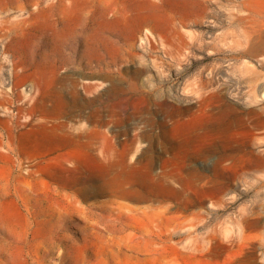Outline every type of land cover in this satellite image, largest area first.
Wrapping results in <instances>:
<instances>
[{
    "label": "rangeland",
    "instance_id": "1",
    "mask_svg": "<svg viewBox=\"0 0 264 264\" xmlns=\"http://www.w3.org/2000/svg\"><path fill=\"white\" fill-rule=\"evenodd\" d=\"M57 1L0 0V161L8 145L40 138L43 124L61 136L134 139L131 163L150 158L152 185L186 189L191 202L147 208L143 234L115 248L117 264H264V0H145L151 16L119 25L113 6L94 22L91 0L55 52L31 26L29 51L8 50L25 31L12 21ZM34 226L28 214L0 226V245L21 247L28 264L36 248L61 264L66 221L52 243L34 239ZM94 251L89 259L104 264L111 247Z\"/></svg>",
    "mask_w": 264,
    "mask_h": 264
},
{
    "label": "bare ground",
    "instance_id": "2",
    "mask_svg": "<svg viewBox=\"0 0 264 264\" xmlns=\"http://www.w3.org/2000/svg\"><path fill=\"white\" fill-rule=\"evenodd\" d=\"M36 1L31 0L33 4ZM98 1L92 16L98 25L102 24L99 19H106L110 6L116 15V25L151 16L147 14L150 2L145 0L130 6L119 0ZM91 4V0H58L46 7L39 5L36 11L29 9L27 17L12 21L13 29L24 28L25 31L8 50L29 51L31 38L26 30L31 26L50 35L55 52L65 30L72 23L81 22L82 12ZM109 25L110 22H106L102 27ZM87 37L95 38V35L87 34ZM47 67L43 60L37 65L41 72ZM49 113L58 115L62 112L54 108ZM3 124L13 136V124L9 120ZM41 128L40 138L16 143L13 147L5 146L6 151L2 152L5 160L0 161V226L8 227L15 218L22 219L28 214L35 224L34 239L42 238L45 243H52L55 232L66 221L68 230L61 235L63 245L58 255L61 264H94L88 254L95 253L96 246L102 241L111 247L109 257L102 262L117 264L116 250L126 249L132 230L134 235L143 234V214L147 208L169 209L171 202L177 200L179 211L189 209L191 200L186 189L168 187L164 192L152 185L156 177L150 158L146 166L143 160L131 163L128 145L135 142L134 139L114 135L97 138L92 134L86 138L61 136L45 124ZM97 142L101 143L98 149ZM185 176L192 178L189 172ZM100 196L105 199L96 200ZM29 255L35 264H49L37 248ZM0 264H28V261L21 247L0 245Z\"/></svg>",
    "mask_w": 264,
    "mask_h": 264
}]
</instances>
